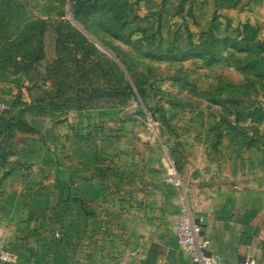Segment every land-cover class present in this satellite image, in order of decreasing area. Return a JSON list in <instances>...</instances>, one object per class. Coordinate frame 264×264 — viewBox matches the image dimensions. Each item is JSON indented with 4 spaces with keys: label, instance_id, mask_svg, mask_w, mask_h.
<instances>
[{
    "label": "rangeland",
    "instance_id": "1",
    "mask_svg": "<svg viewBox=\"0 0 264 264\" xmlns=\"http://www.w3.org/2000/svg\"><path fill=\"white\" fill-rule=\"evenodd\" d=\"M208 1L95 0L86 14L90 0H8L16 11L0 43L18 32L29 80L45 97L12 104L19 77L8 55L16 52L0 46V80L13 83L0 82L2 169L7 156L23 171L22 160L34 157L43 171L50 158L90 160L141 137L162 145L181 176L223 151L264 169V19H236L218 9L222 0L214 10ZM13 182L17 194L0 187V214L10 208L22 218L40 196L28 193L25 179Z\"/></svg>",
    "mask_w": 264,
    "mask_h": 264
},
{
    "label": "crops",
    "instance_id": "2",
    "mask_svg": "<svg viewBox=\"0 0 264 264\" xmlns=\"http://www.w3.org/2000/svg\"><path fill=\"white\" fill-rule=\"evenodd\" d=\"M221 3L224 15L264 19V0ZM208 4L214 10V0ZM107 153L90 160L50 158L43 171L36 170L34 157L22 160L25 171L16 156L6 157L8 168L1 163L3 194H17L13 180L22 178L28 193L40 196L22 218L10 208L0 214L17 264H194L176 242L183 204L202 220L209 255L225 263L251 257L264 264V169L253 166L257 160L225 151L204 156L187 174L178 173L183 181L174 185L166 177L174 162L154 141L141 137L137 146L122 144Z\"/></svg>",
    "mask_w": 264,
    "mask_h": 264
},
{
    "label": "built area",
    "instance_id": "3",
    "mask_svg": "<svg viewBox=\"0 0 264 264\" xmlns=\"http://www.w3.org/2000/svg\"><path fill=\"white\" fill-rule=\"evenodd\" d=\"M166 177L168 182L174 185H180V178L175 165L170 162L166 168ZM201 219H195L190 209L186 205L180 207L178 220L176 224V242L178 247L191 256L194 264H261L254 258L247 257L243 260L225 263L219 256L209 255L208 240L201 234ZM18 254L10 250L4 240V233L0 230V263L17 264Z\"/></svg>",
    "mask_w": 264,
    "mask_h": 264
},
{
    "label": "trees",
    "instance_id": "4",
    "mask_svg": "<svg viewBox=\"0 0 264 264\" xmlns=\"http://www.w3.org/2000/svg\"><path fill=\"white\" fill-rule=\"evenodd\" d=\"M94 1L95 0H92V1L90 0L89 4L87 6L88 10H87L86 14H93L94 13V8H93L95 5ZM2 3L5 4V7L2 10H0V30L2 28V24H4L6 27H8L12 24V22H10V17H12V16L8 17L7 14H9L10 12H13L14 10L16 11V6L14 4H10L11 6H7V5H9L8 0H4ZM12 5H13V7H12ZM71 11H72L73 17L75 19L79 18V16L82 15L81 3L77 2V1L75 3H73ZM0 33L2 34L5 32L0 31ZM5 34H9V33L6 32ZM16 35L18 36V32ZM17 36L14 37L13 39L12 38L3 39L2 42L5 44L0 45L3 48L10 45L12 48H14V51L16 52V53H13V55L12 54L8 55L9 63L10 64L12 63V66H14V68H13L14 74H17L19 77L18 81H17L18 93H17V96L12 100L13 105H16V104L24 102V101H32L35 98H44L45 97V91L42 88H38V87H36L38 89H35L33 86L34 81L29 80V75H28L27 70H26L27 67H29V66L22 62V60L24 58V54L21 52L22 51L21 44L19 43V41H18L19 38H17ZM6 42H9L10 44L6 45ZM239 47H240L239 49H245V46H239ZM18 57L20 58V61L17 60ZM0 74H1V72H0ZM25 75H26V78L28 77V81H29V85L26 87L23 86L24 84H22V83H24V81L26 79ZM132 81H133V85H134L138 95L143 98V94H144L143 88L139 84H137V82L133 79V77H132ZM126 89L131 93L133 92V87L130 84V82L129 83L127 82ZM23 95H24V97H23ZM55 108L56 107H53L52 109L55 110ZM24 125H25V127H28L26 124H24ZM20 126H21V124H20Z\"/></svg>",
    "mask_w": 264,
    "mask_h": 264
}]
</instances>
